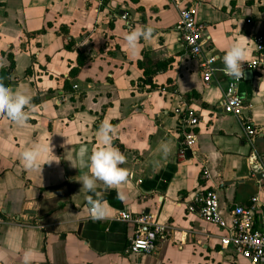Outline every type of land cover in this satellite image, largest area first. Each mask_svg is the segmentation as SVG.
<instances>
[{
    "label": "crops",
    "instance_id": "1",
    "mask_svg": "<svg viewBox=\"0 0 264 264\" xmlns=\"http://www.w3.org/2000/svg\"><path fill=\"white\" fill-rule=\"evenodd\" d=\"M176 3L197 8L204 54L215 57L209 83L174 29ZM145 25L153 38L132 53L125 34ZM256 35L264 36V0H0V69L11 56L7 86L33 99L23 126L0 114V264H24L28 251L30 264H250L220 244L222 228L203 218L196 196L216 191L227 221L235 205L254 203L255 225H264V179L256 178L264 171V68L244 69L238 84L251 105L245 113L260 129L251 140L222 109L232 79L223 50L242 39L250 61ZM178 105L198 115L195 156L177 155ZM105 118L132 178L123 202L97 181L111 218L92 221V193L79 191L77 180L90 174L88 155ZM34 144L49 151L40 167L25 169L21 153ZM50 158L60 162L46 164ZM122 209L168 226L156 252H126L135 227L118 218Z\"/></svg>",
    "mask_w": 264,
    "mask_h": 264
},
{
    "label": "built area",
    "instance_id": "2",
    "mask_svg": "<svg viewBox=\"0 0 264 264\" xmlns=\"http://www.w3.org/2000/svg\"><path fill=\"white\" fill-rule=\"evenodd\" d=\"M176 6L178 7V19L174 29L188 52L200 58L203 81L209 83L215 71L213 66L215 57L204 54L206 37L203 35V26L197 20V8L194 4L180 7L179 3H176ZM122 16L126 18L125 15ZM253 41L257 56L244 63V69L264 68V36L256 35ZM231 77L232 79L228 82L224 92L222 109L225 113L240 120L246 136L251 140L260 129L251 123L250 116L245 113L251 105L238 94V84L244 76ZM173 112L178 119L180 134L177 155L180 158H185L187 151H190L191 156H195L198 115L185 105L176 106ZM128 177L132 178V175H128ZM202 177L204 179L209 177L207 167L202 169ZM196 201L200 205L203 218L222 228L220 244L223 247H231L235 255L250 264H264V225L261 227L255 225L256 206L254 203L248 206L235 205L231 209L230 219L227 221L224 218L216 191L206 188L198 193ZM253 201L256 200L253 199ZM118 218L135 227L134 235L126 246L128 254L154 253L167 237L168 226L165 223L157 222L152 214L133 213L128 209H122L118 212Z\"/></svg>",
    "mask_w": 264,
    "mask_h": 264
},
{
    "label": "clouds",
    "instance_id": "3",
    "mask_svg": "<svg viewBox=\"0 0 264 264\" xmlns=\"http://www.w3.org/2000/svg\"><path fill=\"white\" fill-rule=\"evenodd\" d=\"M153 31L150 25L131 28L124 37L127 49L135 53L141 39L145 42L152 40ZM223 52L222 64L225 74L237 78L243 77L245 75L243 65L248 62V48L244 40L233 41ZM259 88L264 90V79H261ZM30 102L31 97L24 90L18 88L13 91L0 81V114H6L11 120L23 126L29 119L25 109L30 106ZM115 133L116 128L107 118L100 122L96 133L98 146L94 147L91 154L88 155L90 174H84L77 180L81 184L79 191L92 193L87 197L89 218L92 221L111 218L110 205L104 200L103 193L97 191V181L102 182L106 189H115L117 199L122 202L127 199L123 185L127 183L129 173L126 168L121 167L126 161L125 155L113 145ZM66 143L67 140L64 145ZM48 151L49 146L44 144H34L25 148L20 156L25 169L31 170L40 167L42 154ZM162 151L167 155L170 148L167 145H162ZM84 154L85 150L81 149V155ZM53 162L58 164L60 160L50 158L45 163L51 165ZM71 164L77 168L73 161ZM31 255V251L24 254V264H30Z\"/></svg>",
    "mask_w": 264,
    "mask_h": 264
},
{
    "label": "trees",
    "instance_id": "4",
    "mask_svg": "<svg viewBox=\"0 0 264 264\" xmlns=\"http://www.w3.org/2000/svg\"><path fill=\"white\" fill-rule=\"evenodd\" d=\"M66 47H68V45H66ZM10 65L8 68H1L0 69V81H2L5 85L10 84L11 81L9 79V75H10V71L13 69L14 63H13V59L10 56ZM167 62H161L158 67L156 68L157 70L162 69V67L166 66ZM31 103H33V99L31 100Z\"/></svg>",
    "mask_w": 264,
    "mask_h": 264
},
{
    "label": "water",
    "instance_id": "5",
    "mask_svg": "<svg viewBox=\"0 0 264 264\" xmlns=\"http://www.w3.org/2000/svg\"><path fill=\"white\" fill-rule=\"evenodd\" d=\"M187 156H191V152H190V151H187ZM256 178H257L258 180H262V179H264V171H262V172H258V174L256 175Z\"/></svg>",
    "mask_w": 264,
    "mask_h": 264
}]
</instances>
